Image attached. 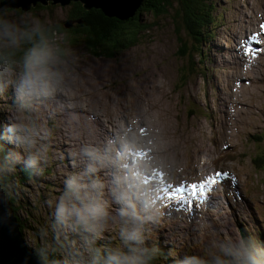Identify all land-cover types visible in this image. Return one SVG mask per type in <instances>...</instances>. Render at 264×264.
I'll return each instance as SVG.
<instances>
[{
	"label": "rangeland",
	"instance_id": "obj_1",
	"mask_svg": "<svg viewBox=\"0 0 264 264\" xmlns=\"http://www.w3.org/2000/svg\"><path fill=\"white\" fill-rule=\"evenodd\" d=\"M211 2L216 6L211 11L216 23L202 32L206 41L202 50L208 53L204 63H199L197 55L181 59L182 40L190 52L193 41L184 24L176 26L177 12L171 10L159 18L143 14V25L153 28L141 32L132 48L110 45L109 51L94 49V39L84 35H58L54 44L60 51L64 75L57 92L70 98L87 95L81 98L82 104L71 105L67 96L63 97L64 106L38 103L41 98L51 101L55 94L20 98L15 75L0 76V132L17 124L25 129L22 135L33 142L29 146L0 139V191L20 209L16 217L23 239L44 263L89 264V234L55 223L56 205L72 176L85 184L97 180L103 185L100 198L109 215L94 240V246L102 250L122 243L117 191L152 203L153 209L145 212L140 200H134L144 218L146 246L165 249L173 264L187 255L211 260L220 243L245 240L246 234L264 239V165L259 162L264 151V0ZM49 7L8 12L22 26L62 28L72 6ZM69 37L76 40L69 42ZM249 49L251 54H246ZM194 61L195 74L186 76L184 82L183 69L192 68ZM146 68L150 73L146 74ZM91 92L106 101L99 103ZM148 93L162 103L161 119L168 123L152 117L153 105L144 100ZM131 103L142 108L134 109ZM66 111L70 117L63 116ZM89 111L108 125L96 126L82 114ZM146 123L155 127L149 131V140H143L144 131L141 136L138 132L148 126ZM63 124L71 126L80 140L72 130L62 131ZM106 133L117 142L111 137L103 139ZM92 137L95 144H89ZM129 145L143 150L142 154L131 153ZM86 151L97 158L95 173L87 171L92 161ZM29 155L39 163L35 169L28 168L34 177L26 179L23 186L18 177L22 168H27ZM144 158L152 159L156 174L147 172L154 169L149 162L143 163ZM162 171L167 175L169 171L174 183H184H177L182 193L172 191L170 185V191L162 188ZM219 173L229 176L213 186L219 190V200L208 196L198 203V196L184 190ZM8 179L14 181L6 188ZM213 192L210 189L209 193ZM22 225H26L24 231Z\"/></svg>",
	"mask_w": 264,
	"mask_h": 264
},
{
	"label": "clouds",
	"instance_id": "obj_2",
	"mask_svg": "<svg viewBox=\"0 0 264 264\" xmlns=\"http://www.w3.org/2000/svg\"><path fill=\"white\" fill-rule=\"evenodd\" d=\"M60 64V51L45 28L22 26L7 10L0 9V76L15 75L18 97L53 95L63 80ZM24 131L22 126L10 124L0 132V139L30 146L33 142L22 135ZM85 154L92 161L88 173H95V154L92 151ZM38 163L33 155L25 161L29 169L37 168ZM102 189L103 185L97 180L85 184L77 176L67 179L55 208V223L89 234V264H153L158 249L146 246L144 218L138 214L134 202L140 198L126 191L114 194L121 204V246L104 250L94 246V240L101 235L102 224L109 215L100 198ZM140 204L145 212L153 207L147 200H140ZM176 264H264V248L248 239L239 242L225 240L219 244L211 260L206 256L187 255L178 259Z\"/></svg>",
	"mask_w": 264,
	"mask_h": 264
},
{
	"label": "trees",
	"instance_id": "obj_3",
	"mask_svg": "<svg viewBox=\"0 0 264 264\" xmlns=\"http://www.w3.org/2000/svg\"><path fill=\"white\" fill-rule=\"evenodd\" d=\"M71 6V12L68 15V22L66 23L74 24L71 29H66V24L62 25V28L58 26L52 29H48L47 26L41 25L47 30L53 43L57 42L58 35L71 33L72 35L78 37L84 35L88 38L94 39L91 43V47L94 49L101 48L102 50L109 51L110 45H115L120 48H132L137 45L139 34L141 32H149V30L153 28V25H143V21L141 19L143 14H151L154 17L159 18L161 16L168 15L172 10L177 12L178 19H174L176 26L178 25V27H181V24L179 23L184 24L187 29L182 27L183 30H186L188 36L191 37L193 41V51L190 52L188 45L184 40H182V51L179 53L181 59L188 60L189 56L190 59H193L196 58L197 55L199 57V63H204L203 60L208 55L207 52L205 53L202 50V44L206 45V41H203L204 36L202 32L206 26L210 28L216 23V18L213 14H211V11L216 8V6L214 4L212 5L211 0H144L135 17L128 22H120L117 19L108 18L98 10L87 11L81 3L72 4ZM47 8L49 9L50 7ZM129 25H131L133 29L130 30L128 27ZM73 39L76 40V38L69 37V42H73ZM72 45L75 44L73 43ZM200 57L202 58V61ZM195 67L196 61L193 62L192 68L183 69L184 82L187 81L188 75L190 76L195 74ZM259 162L261 166L264 165V151L259 157ZM20 174L21 175L18 177V183L23 186L27 182L26 179L31 180L34 177L33 172H31L28 168H22ZM3 178L7 179V177ZM13 181L14 180L12 179H8V183L5 187H9ZM2 188L4 189V185H2ZM11 201L17 214L20 209H17L13 199H11ZM25 227L26 225H22L23 231ZM246 239L251 240V242L256 244L258 247L264 248L263 237H256L254 234H246ZM39 255L42 257L41 253ZM168 258L166 250L158 248V253L153 261V264H162V262ZM173 263V261L168 259L167 264Z\"/></svg>",
	"mask_w": 264,
	"mask_h": 264
},
{
	"label": "water",
	"instance_id": "obj_4",
	"mask_svg": "<svg viewBox=\"0 0 264 264\" xmlns=\"http://www.w3.org/2000/svg\"><path fill=\"white\" fill-rule=\"evenodd\" d=\"M144 0H2L0 9L22 10L30 12L39 6L49 7L60 5L69 7L81 3L87 11L98 10L106 17L122 21H129L135 17ZM73 23L65 25L71 29ZM1 186V185H0ZM21 224L13 204L0 191V264H46L38 258L35 252L28 249L20 231Z\"/></svg>",
	"mask_w": 264,
	"mask_h": 264
},
{
	"label": "bare ground",
	"instance_id": "obj_5",
	"mask_svg": "<svg viewBox=\"0 0 264 264\" xmlns=\"http://www.w3.org/2000/svg\"><path fill=\"white\" fill-rule=\"evenodd\" d=\"M137 14V13H136ZM120 21V20H119ZM122 22H128V21H122ZM262 30H260V31H258V33H260V34H262ZM245 43H247V42H245ZM245 55V54H244ZM256 56V55H255ZM146 62V61H145ZM149 62V61H148ZM147 62V63H148ZM151 64V63H150ZM78 67V66H77ZM77 69H79V71H81V70H83L82 68H77ZM147 72H146V74L147 73H150V68H146L145 69ZM142 71V70H141ZM138 73H135V75L133 74V76L132 77H136V75H137ZM153 79V78H152ZM61 89V88H60ZM60 89H59V91H60ZM62 92V91H61ZM154 92V91H153ZM92 93V92H91ZM56 96L55 97H53V99L51 100V101H48V100H46V99H44V98H41V99H38V103H40V104H43V103H45V105H49V104H52L53 106H58L59 105V103H60V106H64V105H66L65 104V99L63 98L64 96H67V98H68V100H69V102H70V104L71 105H79V104H82V99L81 98H83V97H87V95H84V96H81V94H78V95H76L74 98H70L68 95H66V94H60L59 92H55L54 93ZM69 94V93H68ZM139 94V93H138ZM92 95L98 100V102L99 103H101V102H104V101H106V99L105 98H103L104 96H101L100 94H96V95H94L93 93H92ZM136 95V94H135ZM134 95V96H135ZM147 96L148 97H145L144 98V100L145 101H148V103H152V105H153V110H154V115L152 114V117H156V119H158V120H160L161 121V123H168V122H165V121H162V119H161V113H162V111H164V106L162 105V103L160 102V101H156V98L154 97V94H151V93H148L147 94ZM72 97V96H71ZM127 97V96H126ZM129 97H133V96H129ZM129 97H127V98H129ZM88 98V97H87ZM121 100V99H120ZM108 102V101H107ZM139 102V101H138ZM111 103V102H110ZM112 103H116V102H112ZM133 106H134V109H140V108H142V107H140L141 105L139 104V103H135V104H133V103H131ZM121 105V104H120ZM145 109V108H144ZM166 109H168L167 107H166ZM162 110V111H161ZM169 110V109H168ZM143 111V110H142ZM160 111V112H159ZM82 112V111H81ZM82 114H85L84 116L86 117V118H89L91 121H93V123L96 125V126H99V125H102V126H106V125H108V123L107 122H104V121H102V120H98L96 117H95V114L94 113H91L90 111L88 112V114L87 113H82ZM81 114V115H82ZM129 114V113H128ZM145 114V113H144ZM149 114V113H148ZM61 116H62V114H60ZM124 115H126V114H124ZM64 117H68L69 115H68V112L66 111V113L63 115ZM84 116L82 117V118H84ZM70 117V116H69ZM151 117V116H150ZM149 117V118H150ZM81 119V118H80ZM151 119V118H150ZM142 121V120H141ZM168 121V120H167ZM133 122V121H132ZM154 122V121H153ZM119 123V122H118ZM115 124V123H114ZM134 124V123H133ZM146 125H148L145 129H142V128H140L139 129V136H141L143 133H142V131H144V134H143V136H144V138H143V140L144 139H148L149 140V138L147 137V136H152L151 134H149V131L150 130H153V128L155 129V127H154V124L152 123L151 125H149L148 123H146ZM164 125V124H163ZM63 128L64 129H62V131H64V132H66L68 129L69 130H72L73 128H71V126H69V125H66V124H63ZM75 129V128H74ZM94 129V128H93ZM59 132H60V130H58ZM73 131V133H72V135H74L76 138H78L79 140H80V137H79V135L78 134H76L75 133V130H72ZM94 132L96 133V135H97V131L96 130H94ZM152 133V132H151ZM98 137V136H97ZM106 137H111L112 139H114V141L115 142H117L116 140H115V138H113V136H111L109 133H106V135H105V137L103 138V139H105ZM94 137H92L90 140H89V144H95V140L93 139ZM98 139V138H97ZM161 140V139H160ZM136 142H138L137 141V138H136ZM135 146H137V143L135 144ZM122 149H123V147H122ZM128 149L130 150V152L131 153H134V154H136V153H138V154H142V152H143V150H137L135 147H133V146H128ZM145 149H147L148 150V147L147 146H145ZM178 149H182V147L180 146ZM179 151V150H178ZM172 152H175V151H172ZM137 154V155H138ZM156 157V156H155ZM141 160V159H140ZM152 159L150 158H144L143 159V163H144V161H146V162H149L153 167H152V169H154V170H152V171H147V172H149L150 174H152L153 175V173H155L156 174V165L155 164H153L152 163V161H151ZM202 164H203V162H202ZM109 167V166H108ZM138 170L140 171V173H143V174H145V171H143V170H140L139 168H138ZM174 170L176 171V169L174 168ZM183 171V170H182ZM146 172V173H147ZM177 172V171H176ZM162 173V175H163V184H162V188H165V187H167V188H165V189H167V191H170V190H168L169 189V185H170V187L171 188H173V190L172 191H174V189L175 188H178V187H180L179 185L180 184H177V183H180V182H182V181H177V183H174L173 182V179L169 176L170 175V172L168 171V173H169V175H167V174H165L163 171L161 172ZM154 174V175H155ZM185 174V173H184ZM153 177V176H152ZM178 177H180V178H183L184 179V176H181V174L180 175H178ZM211 177H214V176H211ZM191 181V180H190ZM206 181V180H205ZM229 181V180H228ZM182 185H184V183L182 182ZM193 185V184H192ZM109 187V186H108ZM187 187H188V185H187ZM187 187H185L184 188V190L185 191H187V194L188 195H192L191 194V189L190 188H187ZM159 188V187H158ZM155 190V189H154ZM211 191H215V192H213V194H211V193H209L208 192V196H210L212 199H214V200H219L218 198H217V196H218V194H217V191L219 192V190H218V188H216V187H212L211 188ZM244 192V191H243ZM222 193V192H221ZM219 198H220V196H218ZM196 199H197V201H198V203L199 202H201L199 199H201V197H196ZM177 202H176V208H178V206H179V201L178 200H176ZM156 202V201H155ZM168 206V205H167ZM171 206V205H170ZM200 206H202L201 204H200ZM214 207V206H213ZM153 209V208H152ZM169 209V208H168ZM159 210V209H158ZM210 213V212H209ZM254 215V214H253ZM176 216V215H175ZM174 218V217H173ZM188 221H190L189 219H188ZM204 221V220H203ZM193 226H194V224H193ZM36 254V253H35ZM36 256H37V254H36ZM168 259H170V257L168 258Z\"/></svg>",
	"mask_w": 264,
	"mask_h": 264
},
{
	"label": "snow or ice",
	"instance_id": "obj_6",
	"mask_svg": "<svg viewBox=\"0 0 264 264\" xmlns=\"http://www.w3.org/2000/svg\"><path fill=\"white\" fill-rule=\"evenodd\" d=\"M246 54H251V50H246ZM229 176L226 173H219L215 177H209L206 181L200 183V184H193L191 185V194L193 197L199 196L201 197V202L206 200L208 198V192L210 189L217 183L223 182V180L228 179ZM231 179H234L232 177ZM175 192L182 193L183 188H175ZM169 199H176V196H170ZM180 199H184V197L181 195ZM189 206H191L189 204Z\"/></svg>",
	"mask_w": 264,
	"mask_h": 264
}]
</instances>
